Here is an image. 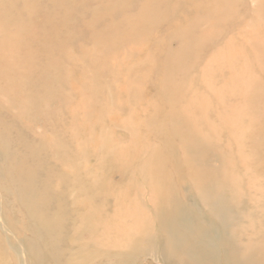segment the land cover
Instances as JSON below:
<instances>
[{
	"label": "rangeland",
	"instance_id": "rangeland-1",
	"mask_svg": "<svg viewBox=\"0 0 264 264\" xmlns=\"http://www.w3.org/2000/svg\"><path fill=\"white\" fill-rule=\"evenodd\" d=\"M0 129L10 153L20 133L102 186L75 193L80 212L85 197L95 207L93 249L75 264H202V250L213 264H264V0H0ZM11 189L0 264H34ZM165 208L177 218L160 228Z\"/></svg>",
	"mask_w": 264,
	"mask_h": 264
},
{
	"label": "bare ground",
	"instance_id": "bare-ground-1",
	"mask_svg": "<svg viewBox=\"0 0 264 264\" xmlns=\"http://www.w3.org/2000/svg\"><path fill=\"white\" fill-rule=\"evenodd\" d=\"M97 19V18H96ZM11 34V33H10ZM13 36V35H12ZM7 37V36H6ZM16 37V36H15ZM10 40V39H9ZM16 40V39H15ZM18 40V39H17ZM8 41V40H7ZM11 42V41H10ZM14 42V41H13ZM14 50V49H12ZM15 51V50H14ZM5 53V52H4ZM14 77V76H13ZM18 78V76H17ZM20 78V77H19ZM15 79V78H14ZM13 79V80H14ZM21 79V78H20ZM26 79V78H25ZM20 81V80H19ZM25 81V80H24ZM15 82V81H13ZM19 83V82H18ZM23 83V82H22ZM21 85V84H20ZM12 86V84H11ZM10 86V87H11ZM21 87V86H20ZM18 89V88H17ZM11 90V89H10ZM6 91V90H5ZM13 91V89H12ZM22 92V91H21ZM9 93V91H8ZM15 94V93H14ZM20 94V93H19ZM17 96V95H15ZM24 97V96H23ZM22 97V98H23ZM26 99V97H25ZM23 100V99H22ZM12 103V102H10ZM9 103V104H10ZM20 103V101H19ZM20 105V104H19ZM18 105V106H19ZM22 106V105H21ZM20 106V107H21ZM11 107V106H10ZM19 107V108H20ZM28 107V106H27ZM12 108V107H11ZM23 108V107H22ZM25 109V108H24ZM23 109V110H24ZM21 110V109H20ZM19 111V109H18ZM17 111V112H18ZM88 111V110H87ZM23 112V111H21ZM18 114V113H16ZM17 116V115H16ZM19 116V115H18ZM26 116V115H25ZM29 116V115H28ZM24 117V116H23ZM84 117V116H83ZM21 118V117H18ZM17 118V120H18ZM29 118V117H27ZM173 118V117H172ZM16 120V119H15ZM85 120V119H84ZM4 121V120H3ZM14 121V120H13ZM77 122V121H75ZM7 123V122H6ZM88 123V122H86ZM71 126V125H70ZM69 127V126H66ZM70 129V128H69ZM61 130V129H60ZM68 130V129H67ZM159 130V129H158ZM157 130V131H158ZM66 132V130H63ZM70 131V130H68ZM67 131V132H68ZM79 131V130H78ZM20 132V131H18ZM52 132V131H51ZM54 132V131H53ZM75 132V131H74ZM77 132V131H76ZM197 133V131H195ZM78 133V132H77ZM157 133V132H156ZM155 133V134H156ZM53 134V133H52ZM51 134V135H52ZM74 134V133H72ZM68 135V134H67ZM55 136V135H54ZM58 136V135H57ZM157 136V135H156ZM72 137V136H71ZM174 137V136H173ZM177 137V136H176ZM186 137V136H185ZM190 137V134H189ZM193 137V136H192ZM75 138V137H72ZM202 138V137H201ZM11 136L10 133L6 131H3L0 129V189H2L5 194L4 196L7 194V192L9 191V187L12 188L10 190L9 193H11V199L14 200V204L18 205V208L20 209V211H22L25 214L26 217V222L23 221V226L25 227V230L27 232L30 233V237H31V241L29 240L28 242L26 241L25 245H23V247H26V252L28 253V255L33 257V262L34 264H75V262H73V258L75 256V254H77V252H85L88 248H90V250L93 249V247L91 246L92 244V238H93V221L95 220V216L93 214V210H95V207H92V199L91 197H85L83 198V203H85L87 205V209L85 212H80L78 209L77 204V200L75 199V193H79V194H84L86 196L89 195H94L96 194V192L98 191V189H101L102 186L100 184H96L95 181L90 180L87 177L88 173V169L87 168H83L84 170L83 173L86 176V178H84V180L82 178H80L78 175L80 174V170L77 169V164L76 166H74V163H69L66 164L65 166H59V164H55L53 165L51 163V157L47 150L45 151L44 149L40 150V152H38L37 150H33L32 148H30V144L27 141H23L22 135L20 133H17L15 136V140H17V147H14L15 149H17V153H10L7 143L9 144L11 142ZM205 140V139H204ZM42 141V140H41ZM179 141V140H178ZM69 142V141H67ZM71 142V141H70ZM73 142V141H72ZM76 142V141H75ZM190 143V141H189ZM194 143V142H193ZM35 144V143H33ZM181 144V143H180ZM179 144V147H180ZM192 144V143H191ZM190 144V145H191ZM38 145V144H37ZM188 145V146H190ZM187 147V145H185ZM184 146V147H185ZM178 147V149H179ZM51 148V146H50ZM61 148V147H60ZM66 148V147H65ZM157 148V147H156ZM189 148V147H188ZM187 148V149H188ZM193 148V147H192ZM64 149V148H63ZM160 149V148H158ZM181 149V148H180ZM190 149V148H189ZM188 149V150H189ZM58 150V148H57ZM62 150V149H61ZM19 151V152H18ZM60 151V150H59ZM76 151V150H75ZM82 151V150H81ZM191 151V150H190ZM56 152V151H55ZM54 152V153H55ZM61 152V151H60ZM65 152V151H64ZM86 152V151H84ZM193 152V150L191 151ZM190 152V153H191ZM38 153H42L43 156L41 157ZM76 153V152H75ZM83 153V152H82ZM81 153V154H82ZM162 153V152H161ZM178 153V152H177ZM157 154V153H155ZM183 154V153H182ZM63 155V154H62ZM67 155V154H66ZM74 155V154H73ZM150 155V154H149ZM158 155V154H157ZM160 155V154H159ZM158 155V156H159ZM191 155H193L191 153ZM190 155V156H191ZM56 156V155H55ZM69 156V155H68ZM71 156V155H70ZM157 156V159H158ZM162 156V155H161ZM185 157V155H183ZM64 157V156H63ZM79 157V156H78ZM77 157V158H78ZM84 157V156H83ZM150 157V156H149ZM148 157V158H149ZM169 157V156H168ZM172 157V156H170ZM169 157V158H170ZM59 158V157H58ZM73 158V157H72ZM76 158V160H77ZM86 158V157H85ZM147 158V157H146ZM147 158V159H148ZM160 158V157H159ZM163 158V157H161ZM81 159V158H80ZM146 159V160H147ZM151 159V158H149ZM157 159L156 162H157ZM172 158H170L171 160ZM186 159V157L184 158ZM190 159V157H189ZM62 160V158L60 159V161ZM67 160H71L70 158ZM75 160V159H73ZM159 160V159H158ZM173 160V159H172ZM54 161V160H53ZM56 161V160H55ZM81 161V160H80ZM85 162L86 159H84ZM174 161V160H173ZM198 161V160H197ZM195 161V163L197 162ZM150 162V161H149ZM148 162V163H149ZM163 162V159H162ZM193 162V161H191ZM56 163V162H55ZM126 163V162H125ZM194 163V162H193ZM62 164V163H61ZM150 164V163H149ZM153 164V163H152ZM166 165V164H165ZM171 166V165H170ZM184 166V165H183ZM143 167V165H142ZM147 167V164H146ZM79 168V167H78ZM187 168V167H186ZM141 169V167H140ZM199 169V168H198ZM128 171V169H126ZM125 170V172H126ZM130 170V168H129ZM137 170V169H136ZM167 170V169H166ZM174 170V169H173ZM123 171V170H122ZM138 171V170H137ZM141 171V170H140ZM146 171V169H145ZM157 171V170H156ZM159 171V170H158ZM162 171V170H161ZM124 172V173H125ZM129 172V171H128ZM132 175H133V171ZM164 172V171H163ZM168 172V171H165ZM164 172V173H165ZM87 174V175H86ZM147 174V173H146ZM160 174V173H159ZM194 174V173H193ZM122 175V174H121ZM142 175V171L141 174ZM144 175V174H143ZM167 175V174H166ZM175 175V173H174ZM173 175V176H174ZM185 175V174H184ZM198 175V173H197ZM130 176V174H129ZM128 176V178H129ZM135 176V175H134ZM147 176V175H146ZM181 176V175H180ZM187 176V175H186ZM200 176V175H199ZM198 176V177H199ZM131 177V176H130ZM149 177V175H148ZM165 177V176H164ZM175 177V176H174ZM144 177H142L143 179ZM151 178V177H150ZM153 178V177H152ZM162 178V176H161ZM176 178V177H175ZM174 178V179H175ZM182 178V176H181ZM188 178V177H187ZM173 179V180H174ZM190 179V178H189ZM201 179V178H200ZM215 179V178H214ZM222 179V178H221ZM81 180V181H80ZM161 180V179H160ZM172 180V179H171ZM183 180V179H181ZM191 180V179H190ZM224 180V179H222ZM221 180V181H222ZM226 180V179H225ZM224 180V182H225ZM137 181V180H136ZM176 181V180H175ZM185 181V179H184ZM198 181V179H197ZM230 181V180H229ZM122 182V181H121ZM177 182V181H176ZM199 182V181H198ZM193 183V182H192ZM191 183V184H192ZM119 184V183H118ZM183 184V183H182ZM124 185V184H123ZM178 185V184H176ZM231 185V184H230ZM117 186V185H116ZM145 186V185H144ZM179 186V185H178ZM199 186V185H198ZM202 186V185H201ZM71 187V188H70ZM134 187V186H133ZM172 187V185L170 186ZM176 187V186H175ZM111 188V187H110ZM113 188V187H112ZM145 188V187H144ZM224 188V187H223ZM116 189V188H115ZM196 189V188H195ZM229 189V188H228ZM111 190V189H110ZM147 190V189H146ZM145 190V192H146ZM209 191V189H207ZM226 190V188H225ZM13 191V192H12ZM194 191V190H193ZM228 191V190H227ZM238 191V190H237ZM3 192V193H4ZM113 192V191H112ZM144 192V194H145ZM195 192V191H194ZM204 192V191H203ZM232 192V191H231ZM261 192V191H259ZM177 193V192H176ZM182 194V193H180ZM206 194V193H205ZM78 195V194H77ZM114 195V194H113ZM264 195V194H263ZM172 196V195H171ZM114 197V196H113ZM142 197V196H141ZM145 197V195H144ZM150 197V196H149ZM182 197V196H180ZM78 198V197H77ZM138 198V197H137ZM171 198V197H170ZM198 198V197H197ZM201 198V197H200ZM183 199V198H182ZM231 199V198H230ZM239 199V198H238ZM263 199V198H262ZM5 200H7L5 198ZM91 200V201H90ZM102 200V199H101ZM106 199H104L105 201ZM110 200V199H109ZM112 200V199H111ZM145 200V199H144ZM137 201V200H135ZM143 201V200H142ZM202 201V200H201ZM200 201V202H201ZM254 201V200H253ZM263 201V200H261ZM5 202V201H4ZM112 202V201H111ZM138 202V201H137ZM108 203V201H107ZM141 200H140V204H141ZM147 203V202H146ZM199 203V202H198ZM230 203V202H229ZM233 203V202H232ZM231 203V204H232ZM102 204V203H101ZM139 204V203H138ZM154 204V203H153ZM152 204V205H153ZM207 204V203H206ZM100 205V204H99ZM105 205V204H104ZM108 205V204H107ZM171 205V204H170ZM234 205V204H233ZM9 206V204H8ZM14 206V205H12ZM142 205H140L141 207ZM144 206V205H143ZM202 206V205H201ZM200 206V207H201ZM205 207H207V205H204ZM203 206V207H204ZM211 206V205H210ZM235 206V205H234ZM246 206V205H245ZM15 207V206H14ZM110 207V206H109ZM256 207V206H254ZM9 208V207H8ZM11 208V207H10ZM139 208V206H138ZM144 208V207H143ZM153 208V207H152ZM151 208V210H152ZM192 208V207H191ZM211 208V207H209ZM214 208V207H213ZM2 209V208H1ZM109 209V208H108ZM131 209V208H130ZM146 209H149V207L147 206ZM18 210V209H16ZM142 210V209H141ZM218 210V209H217ZM253 210V209H252ZM4 211H6L4 209ZM15 211V210H14ZM19 211V210H18ZM110 211V210H109ZM153 211V210H152ZM202 211V210H201ZM205 211V210H204ZM214 210H212L213 212ZM221 211V210H220ZM250 211V210H249ZM260 211V210H259ZM17 212V211H16ZM15 212V213H16ZM149 212V211H148ZM147 212V213H148ZM208 212V211H207ZM224 212V211H223ZM237 212V211H236ZM261 212V211H260ZM154 216L156 218V223L160 224V228L162 227H166L169 226L168 224L171 223V220L173 218H175L177 215L175 214V212H171L169 209L165 208L160 210L159 212H157V210H154ZM196 213V212H195ZM214 213V212H213ZM212 213V215H214ZM222 213V211H221ZM230 213V212H229ZM20 214V213H19ZM110 214V213H109ZM149 214V213H148ZM18 215V214H16ZM201 215V214H200ZM21 216V214H20ZM19 216V217H20ZM24 216V215H23ZM22 216V217H23ZM151 216V215H150ZM153 216V217H154ZM199 216V215H198ZM202 216V215H201ZM209 216H211L209 214ZM224 216V215H223ZM232 216V215H231ZM15 217V215H14ZM142 217V215H141ZM145 217V216H143ZM212 217V216H211ZM233 217V216H232ZM1 218V217H0ZM13 218V217H12ZM114 218V217H113ZM139 218V217H138ZM177 218V217H176ZM258 218V217H257ZM15 219V218H14ZM151 219V218H150ZM213 219V218H212ZM211 219V220H212ZM135 220L134 218H130V221L126 222V223H130L133 224L132 221ZM214 220V219H213ZM6 221L8 222V220L6 219ZM13 221V220H12ZM16 221V219H15ZM159 221V222H158ZM215 221V220H214ZM259 221V219H258ZM150 222V221H149ZM153 222V221H152ZM189 222V221H188ZM204 222V221H203ZM250 222H252L250 220ZM16 223V222H15ZM214 223V222H213ZM216 223V222H215ZM21 224V223H20ZM219 224V223H218ZM230 224V223H228ZM232 224V223H231ZM3 225V224H2ZM220 225V224H219ZM1 226V225H0ZM21 226V225H20ZM19 226V227H20ZM223 227V225H221ZM231 227V225H229ZM234 226V225H233ZM240 226V225H239ZM4 227V226H3ZM9 227V226H8ZM13 227V226H12ZM17 227V226H16ZM133 227V226H132ZM131 227V228H132ZM229 227V228H230ZM237 227V226H235ZM248 227V226H247ZM251 227V225H250ZM259 227V226H258ZM21 228V227H20ZM96 228V227H95ZM158 228V227H157ZM191 228V227H190ZM227 228V227H226ZM240 228V227H239ZM2 229V226H1ZM159 229V228H158ZM237 229V228H236ZM249 229V227H248ZM4 231V229H2ZM129 230V229H128ZM133 230V229H132ZM149 230V229H147ZM212 230V229H211ZM218 230V229H217ZM222 230V228H221ZM229 230V229H228ZM241 232V229H239ZM238 230V231H239ZM164 231V230H162ZM185 231V230H184ZM227 231V230H225ZM237 231V232H238ZM84 233L87 234V238L88 240L86 241H82L80 243L77 244V240L79 239V233ZM128 232V231H127ZM158 232V230H157ZM216 232V230H215ZM238 232V233H240ZM9 233V232H8ZM160 233V232H159ZM158 233V234H159ZM164 233V232H163ZM229 233V232H228ZM235 233V232H233ZM11 234V233H10ZM82 234V235H84ZM147 234V232H146ZM145 234V235H146ZM151 234V233H150ZM224 234V233H223ZM245 234V231H244ZM247 234V233H246ZM245 234V235H246ZM25 235V234H24ZM131 234H129L130 236ZM144 235V236H145ZM154 235V234H153ZM156 235V234H155ZM218 235V234H217ZM233 235V234H232ZM239 238H240V234ZM244 235V237H245ZM248 235V234H247ZM152 236V235H151ZM157 236V235H156ZM155 236V237H156ZM161 236V234H160ZM214 236V235H213ZM222 236V234H221ZM235 236V235H234ZM237 236V235H236ZM234 237L235 239H237V237ZM243 236V235H242ZM253 236V235H252ZM20 237V236H19ZM146 237V236H145ZM217 237V236H216ZM226 237V236H225ZM232 237V236H230ZM251 237V236H250ZM248 237V238H250ZM255 237V236H254ZM143 238V237H141ZM147 238V237H146ZM150 240V237H148ZM224 238V237H223ZM222 238V239H223ZM242 238V237H241ZM240 238V239H241ZM246 238V239H248ZM9 239V238H8ZM17 239V238H16ZM27 239V238H26ZM25 239V240H26ZM30 239V238H29ZM144 239V238H143ZM159 239V238H158ZM212 239V238H211ZM217 239V238H216ZM230 239V238H228ZM239 239V240H240ZM162 240V239H161ZM169 240L171 243L175 244L176 241L179 240V238L175 235L173 238V233L169 236ZM81 241V240H80ZM142 241V240H141ZM235 241V240H234ZM129 242V241H128ZM226 242V241H225ZM224 242V243H225ZM229 242V241H228ZM232 242V240H231ZM236 242H238V239L236 240ZM242 242V241H241ZM245 242V241H244ZM246 242H249L246 240ZM251 242V241H250ZM258 242V241H257ZM150 244V241L147 242V244ZM240 243V241L238 242ZM259 244L261 243L258 242ZM263 243V241H262ZM140 244V243H139ZM138 244V245H139ZM155 244V243H154ZM209 244V243H208ZM227 244V243H226ZM225 244V246H226ZM243 244V243H242ZM248 244V243H247ZM252 244V242H251ZM258 244V245H259ZM22 245V244H21ZM78 245V248L76 246ZM213 245V244H211ZM218 245V244H217ZM253 245H254V241H253ZM137 246V245H136ZM149 246V245H148ZM160 246V245H159ZM165 246V245H164ZM181 246V245H180ZM214 246V245H213ZM223 246V247H225ZM257 246V245H255ZM253 246V247H255ZM3 247V251H5V247ZM22 247V246H21ZM22 247V248H23ZM135 247V246H134ZM241 247V244L240 246ZM246 247V246H245ZM248 247V246H247ZM250 247H252L250 245ZM260 247V246H259ZM262 247V245H261ZM75 248H77L78 250H75ZM107 248V247H106ZM141 248V247H140ZM158 248V246H157ZM242 248V247H241ZM256 248V247H255ZM19 249V248H17ZM166 249V248H165ZM164 249V250H165ZM251 249V248H250ZM263 249V247H262ZM107 250V249H106ZM140 250H145L146 249L144 247V249H140ZM153 250V249H151ZM199 250V249H198ZM245 250V249H244ZM258 250V249H257ZM8 251V250H7ZM124 251V250H123ZM162 251V249L160 250ZM200 251V250H199ZM222 251V250H221ZM230 251V250H229ZM233 251V250H232ZM237 251V249H236ZM249 251V250H248ZM251 251V250H250ZM255 251V250H254ZM253 251V252H254ZM263 250H260L259 252L256 251V253H260ZM11 252V251H9ZM23 252V251H22ZM21 252V253H22ZM100 252V251H99ZM126 252V251H125ZM130 252V251H129ZM127 251V253H129ZM135 252V251H134ZM143 253H145L144 251H142ZM150 252V251H148ZM197 252V251H196ZM231 252V251H230ZM96 253V252H95ZM108 253V252H107ZM119 252H117L118 254ZM200 254H204V256L202 257L201 263L202 264H213V260L212 261L210 259H206L207 256L205 257V255H209L210 253L208 252H204L202 250V252H199ZM229 253V252H228ZM233 253V252H232ZM237 253V252H236ZM247 253V252H246ZM250 253V252H249ZM248 253V255H249ZM256 253H255V257H256ZM264 253V252H263ZM110 254V253H109ZM108 254V255H109ZM121 254V253H119ZM126 254V253H125ZM136 254V252H135ZM157 254V253H156ZM21 255V254H20ZM23 255V253H22ZM96 255V254H95ZM142 255V254H141ZM153 255V254H152ZM158 255V254H157ZM214 255V253H213ZM246 255V254H245ZM27 256V255H26ZM107 256V254H106ZM129 256V255H128ZM128 256H126L128 258ZM188 256V255H187ZM190 256V255H189ZM230 256V255H229ZM103 257V256H101ZM118 257V255L116 256V258ZM134 257V256H133ZM163 257V256H162ZM172 257V256H171ZM223 257V256H222ZM246 257V256H245ZM251 257V256H250ZM260 258V256H258ZM264 257V255H263ZM31 258V257H30ZM86 258L88 259L89 256ZM106 258V257H105ZM125 258V257H124ZM138 258V257H137ZM164 258V257H163ZM242 258V256H241ZM249 258V257H248ZM254 258V257H253ZM252 258V259H253ZM258 258V259H259ZM27 259V258H26ZM165 259V258H164ZM222 259V258H221ZM95 260V259H94ZM93 260V261H94ZM107 260V259H106ZM105 260V261H106ZM142 260V259H141ZM160 260V259H159ZM170 260V259H169ZM234 260V258L232 259V261ZM240 260V259H239ZM250 260V259H249ZM255 260V259H254ZM264 260V259H263ZM25 261V260H24ZM100 261V260H99ZM128 261V260H127ZM223 261V259H222ZM231 261V259H230ZM238 261V259H237ZM247 261V260H246ZM259 261V260H258ZM31 262H32V258H31ZM126 262V261H125ZM137 262V260H136ZM158 262V261H157ZM164 262V261H163ZM210 262V263H209ZM254 262V261H253ZM13 263V262H12ZM91 263V262H90ZM89 263V264H90ZM96 263V261L94 262ZM101 263V262H100ZM135 263V262H134ZM159 263V262H158ZM248 263V262H246ZM25 264V263H24ZM92 264V263H91ZM127 264V263H126ZM164 264V263H163ZM257 264V263H256Z\"/></svg>",
	"mask_w": 264,
	"mask_h": 264
}]
</instances>
